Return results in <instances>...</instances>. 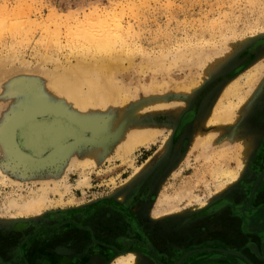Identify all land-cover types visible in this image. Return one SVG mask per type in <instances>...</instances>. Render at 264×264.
<instances>
[{"label":"rangeland","instance_id":"obj_1","mask_svg":"<svg viewBox=\"0 0 264 264\" xmlns=\"http://www.w3.org/2000/svg\"><path fill=\"white\" fill-rule=\"evenodd\" d=\"M104 55L121 58L124 103L82 113L48 88L56 68ZM5 60L0 264H111L129 251L131 264H264V0H0ZM232 79L230 123L195 148L196 130L219 129L209 112ZM56 121L69 133L31 139ZM138 127L152 140L123 155ZM221 169L238 179L216 193ZM42 186L39 214L5 207ZM182 187L190 198L157 205Z\"/></svg>","mask_w":264,"mask_h":264},{"label":"bare ground","instance_id":"obj_2","mask_svg":"<svg viewBox=\"0 0 264 264\" xmlns=\"http://www.w3.org/2000/svg\"><path fill=\"white\" fill-rule=\"evenodd\" d=\"M85 37L83 36V39H86L88 43L93 45L92 46L93 48H96L98 50H106L107 45L109 43L108 41H104L100 39V36L97 37L96 35H86ZM82 58L80 59L78 58L76 60V63L74 64L68 63L66 67L62 68L61 72H58L56 68L55 71H52V73L48 74V78H47L48 88L52 89L53 92L56 94V96H58V98L61 97V100L64 103H68V105L71 104L77 109V111L82 112V113L85 112L87 108L91 109L92 107L94 108L102 107L104 109V106L105 105L108 106V104L116 105V103L118 104L124 103L126 98L124 97V95L121 96L122 88L115 82L116 78H114L116 71H118L119 69L125 70L124 68H122V64H121L122 61H119V59L121 58L119 56L104 55V56H101V58L99 57L101 60L94 59L91 62H87L85 59H82ZM14 60L15 59H13V61ZM5 62L6 60L0 61V75L1 76L4 74L6 70L4 68L6 67ZM21 65H24L22 67L26 66V68L28 66L27 64H24V63H22ZM9 69L12 70L11 67ZM29 70L28 72H32ZM5 74L7 75L8 72H5ZM252 74H253V70L250 71V73L247 75L246 81H250L252 79ZM237 94H238L237 80H233V79L229 80L228 83L223 88L219 99L215 102V104L213 105L212 109L209 112V120L207 124L215 125L219 127V129L217 131L214 130L211 132H208V131L202 132V131H199V129L196 130L194 134L195 138L193 141V146L195 148H200L204 150L210 148L217 134L220 133L222 128L224 129V127L230 123L231 111L234 109V107H236V103L230 101L229 98L231 96H237ZM226 98L228 99V101L225 104L224 99ZM154 106L155 105L153 104L152 107ZM139 108L141 109V106ZM201 109H202V106H201ZM136 112L137 111H135V113ZM121 113L122 112H120V114ZM136 114L138 115V113ZM80 116H82V114ZM85 117L87 118V115ZM202 119L199 122L203 125ZM204 123H205V120H204ZM69 131H70L69 128L64 126L60 121L53 122L50 126L41 124L37 131L31 132V139L35 142H39L40 137L45 136L46 138H49L50 140H55L69 133ZM123 136H124L123 137L124 140L122 143L124 144L122 146L120 145L123 155L132 154V152L137 146H147L148 143L152 140L151 132H149L148 130L142 127H138L136 130L131 131V132L127 131L125 135ZM0 139L2 140V136H0ZM1 144H0V148L2 147ZM8 148L9 147H7V149ZM0 150L2 151L3 149H0ZM8 154L10 155L9 151L6 155ZM215 174L217 176L216 179H218V184L217 186H215V190H214V192L216 193L220 192L223 187L232 185L238 179V170L221 169V170H216ZM134 176L135 175L130 176L128 180H126V182L130 181ZM177 190L179 191L177 192L175 191L176 193H174L175 195L173 196L166 195L162 197L160 200H158L159 204L157 205L159 206L167 205L168 206L170 204L172 205L174 202L180 201L183 198L191 197L190 191L187 188L182 187V189L179 188ZM46 192L47 190L44 188V186H42L39 193H36L32 198L26 201H21V202H16L17 200L16 201L9 200L7 201L9 202V204L6 205L5 207L8 206V209H16L17 211H15L16 213L13 214V216L17 218L18 217L21 218V216H24L31 212H36L39 214L47 198ZM188 253L189 252H185V255H187ZM134 258H135V254L129 251L128 253H123L121 255H118L116 260L112 261L111 264H131L133 263Z\"/></svg>","mask_w":264,"mask_h":264},{"label":"flooded vegetation","instance_id":"obj_3","mask_svg":"<svg viewBox=\"0 0 264 264\" xmlns=\"http://www.w3.org/2000/svg\"><path fill=\"white\" fill-rule=\"evenodd\" d=\"M245 262H246V264H254L253 260H251V259H247ZM241 263L244 264L241 259L238 260V264H241Z\"/></svg>","mask_w":264,"mask_h":264},{"label":"crops","instance_id":"obj_4","mask_svg":"<svg viewBox=\"0 0 264 264\" xmlns=\"http://www.w3.org/2000/svg\"><path fill=\"white\" fill-rule=\"evenodd\" d=\"M246 152H247V148H246ZM246 152H245V153H246ZM187 260H188V258H187ZM186 262H187V261H186Z\"/></svg>","mask_w":264,"mask_h":264}]
</instances>
